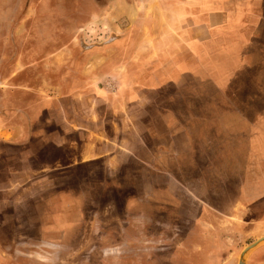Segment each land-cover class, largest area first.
Masks as SVG:
<instances>
[{"label":"rangeland","instance_id":"rangeland-1","mask_svg":"<svg viewBox=\"0 0 264 264\" xmlns=\"http://www.w3.org/2000/svg\"><path fill=\"white\" fill-rule=\"evenodd\" d=\"M64 1L50 0L43 5L42 0H1L0 102L4 98L9 103L14 90L31 93L40 99L58 97V72H53L48 66L71 64L75 61L74 52L83 53L107 45L112 37L129 29L135 20L146 23L159 34L162 31V28L155 26L158 22L156 18H127L121 6L103 9L102 18L99 19L78 18L79 11L83 15L88 14L89 6L81 2L79 9L76 0ZM42 16L49 18H40ZM159 20L158 27L162 25V20ZM261 27L262 30L256 31L254 37L256 40L261 39L262 52L253 58L243 57L238 67L246 70H237L236 83H233L237 90L224 88L221 94L218 90V73L198 69L194 74L199 76V80L193 82L189 77V86L194 85L188 87L185 84L180 93H174L180 98L178 96L174 101L173 107L169 104L163 106V112L172 109L185 126L180 128L181 131L190 136H163L162 145L175 140L176 150L183 152L187 138L196 148L202 146V143H210L200 149L206 155V158L200 156L198 160L200 168L179 170L183 176L190 175V180H174L176 183L172 185L170 182L173 180H157L156 184L152 180H143L142 183L141 180H29L28 184L27 180H0V264H100L106 254L105 249L98 246L101 238L106 237L111 230V239L116 246L124 242L122 229L127 225L124 201L127 194L139 196V193L166 194L171 191L178 194L180 208H174L170 215L171 209L166 206L167 213L173 218L166 215L164 209L161 216L154 218V215V221L145 234V242L158 249L155 252L152 250L155 253L152 259H157L159 264H166L177 248L184 246L188 237L198 240V230L204 229L202 234L211 240L212 250L216 251L214 257L212 254L210 256L215 264H238L243 250L264 237V56L261 55L264 53V26ZM249 33L252 37L253 31L249 30ZM241 44L239 42V46ZM257 44L254 40L252 48H256ZM61 49H66V56H54ZM107 55H100L95 64L104 65ZM246 63L252 67H246ZM231 74L234 73L231 71L219 76H223L225 81L233 78ZM207 78H211L210 86L205 89L196 86L201 79ZM117 82L115 86H120ZM236 95L243 101L238 110L228 104V99H222L226 103L221 104V99H218V96ZM194 96L213 97L212 104L189 105L194 101ZM254 96L255 104H251ZM62 107L68 110L67 117L73 121L74 105L66 103ZM117 107L118 110L123 108L121 105ZM82 111L84 117L89 116V112ZM110 115L114 116L111 109L107 111L105 106L99 105L100 121H85L82 124L88 129L93 127L100 134L106 127L104 117ZM50 116L52 120L55 118L57 124L59 111H51ZM240 116L243 124L237 123ZM186 120L188 123L185 124ZM25 123L28 124V121ZM35 125L34 131L43 129V123L37 122ZM8 128L12 127H1L0 136L6 142H17L16 137L7 134ZM226 129L231 132L228 130L229 133H226ZM235 133L240 135L236 136ZM43 139L32 138L30 145L34 147H29L27 154L28 161L32 157L35 159L36 176L40 173L37 167L39 157L43 156L52 166L57 167L54 164L57 149H54L52 142L58 141L59 137H46V140L50 139L48 144ZM72 139L66 143L67 146L70 144L67 147L69 152L66 154V164L76 168L67 171H62V168L52 169L46 176L63 177L64 172H67L69 177L77 174L85 178L91 169L88 166L80 169L75 164L82 157L90 158L105 152L101 149L100 137L82 136L79 143ZM91 142L98 145L94 154L89 147ZM48 146H51L50 151L46 149ZM240 146L244 147V151L238 154L227 153ZM27 149H24L25 152ZM83 150L85 153L82 156ZM19 152L22 151L19 149L17 154L12 155L25 157V153H20V156ZM195 159H198L197 156ZM237 161H241L245 167H251H235ZM18 171L19 176L26 172L21 167ZM164 196L172 197L171 193ZM140 203L129 201V207L139 206ZM204 208L214 215L211 218L203 217ZM218 218L221 219L220 223L216 221ZM94 245L98 247L92 250L91 246ZM195 250L201 252L199 246ZM255 252L249 255L247 264H264V254L252 259ZM117 253L112 257L118 258Z\"/></svg>","mask_w":264,"mask_h":264},{"label":"crops","instance_id":"crops-1","mask_svg":"<svg viewBox=\"0 0 264 264\" xmlns=\"http://www.w3.org/2000/svg\"><path fill=\"white\" fill-rule=\"evenodd\" d=\"M47 1L49 3L50 0H42L43 5L48 4ZM81 2L89 6L90 10L88 14L84 13L85 15L79 11L78 18L99 19L102 18L103 9L121 6L123 15L127 18H156L157 24L161 19L162 25L155 26L162 28V31L159 34L152 31L146 23L135 20L131 22L129 29L112 37L107 45L97 49L91 48L83 53L74 52L75 61L71 64L62 67L48 66L53 72H58V97L40 99L31 93L14 90L9 103L2 98L0 128L11 126L6 132L16 137L17 142H6L0 136V180H27L26 184L29 180H141V183L143 180H152L155 184L157 180H173L171 185L178 180H190V175L183 176L182 173L179 174V170L200 168V156L206 158L205 152L200 149L210 143H202V146L196 148L187 138L183 152L176 150L175 140H171L168 145H162L163 136H190L189 133L181 131L180 128L184 124L178 120L172 109L163 112V106L169 104L173 107L179 96L174 93H180L185 84L188 87L194 85L189 86V77L193 82L199 80V76L194 74L198 69L218 73V90L221 94L224 93V88L237 90V86H233V83H236L237 70H246L238 67L241 66L243 57L253 58L258 52H262V41L260 38L256 40L254 33L262 30L261 26H264V0H76L79 9ZM1 6L0 0V18ZM249 30L253 31L252 37L249 36ZM254 40L258 42L256 48H252ZM239 42H242L241 46ZM212 46H215L213 50ZM65 50L61 49L54 56L65 57ZM254 50L257 51L254 53ZM104 53L108 54L106 63L95 64ZM261 55L264 56V53ZM152 57L154 59L149 61ZM226 66H229L228 69ZM246 67L252 66L246 63ZM231 71L234 74H231L233 78H228L229 80L224 81V77L219 76ZM210 80L211 78L201 79L196 86L205 89L210 86ZM115 82L120 86H115ZM148 94L154 96L149 97ZM218 97L221 99L220 104L226 103L222 99H228V104L234 106L235 110L243 103L237 95ZM255 98L256 96L252 97L251 104H255ZM192 99L194 101L189 105L209 106L213 97L194 96ZM66 103L74 105L73 121L67 117L68 110L62 107ZM57 105H60L59 109H56ZM99 105L105 106L107 111L111 109L114 116L104 117L106 127L103 133L97 134L93 127L88 129L82 122L100 121ZM120 105L122 110H118L117 106ZM187 109L190 112L189 108ZM57 110L59 118H56V124L55 118L52 120L50 115L51 111L56 113ZM82 110L89 112V116L84 117ZM241 116L240 120H236L237 123L243 124ZM192 117L195 118L193 114ZM27 121L28 124L25 123ZM37 122L43 123V129L38 132L34 131ZM18 125L19 128L14 129ZM228 130L230 131L226 129L225 132L229 133ZM51 135L59 137L58 141L49 143L57 149L54 161L57 167L52 166L43 156L39 157L37 167L40 173L36 176L35 159L32 157V160L28 161L27 158L29 147H34L30 145L31 139L41 137L48 144L50 139L48 141L45 138ZM82 136L102 138L100 148L105 151L95 155L98 145L91 142L89 147L94 155L90 158L82 157V160L75 164L80 169L88 166L91 169L90 174L85 178L78 177L77 174H71L69 177L67 172H64L63 177L46 176L52 169L62 168V171H67L66 169L76 168L66 164L70 145L67 146L66 143L73 141L72 138L79 143ZM48 148L46 149L50 151L51 146ZM243 148L240 146L237 150L230 149L227 153L238 154L244 151ZM19 149L22 151L19 155L25 153V157L12 155L17 154ZM24 149H27L26 152ZM33 150L35 151L34 148ZM84 153L83 150L82 156ZM237 163L235 167L240 169L251 167H245L241 161ZM20 167L26 170L22 176L18 175ZM170 193L172 197L164 196ZM178 197V194L172 191L166 194L139 193V196L127 194L124 198L127 225L122 227L124 242L116 246L111 239L112 231L108 230V235L101 238L98 245L106 251L100 264H159L157 259H152L157 247H150V244L145 242V234L154 218L161 216L164 209L166 215H172L174 208H180ZM132 200L141 203L139 206L129 207V201ZM166 206L171 209L169 214ZM170 215L169 217L173 218ZM211 215L214 214L204 208L202 216L211 218ZM216 221L220 223L221 219ZM203 231L204 229L198 230V240L188 237L184 246L177 248L174 257L166 261V264H215L210 256L212 254L214 257L216 251L212 250V242L202 234ZM98 246H91V249ZM196 246L201 248L200 253L195 250ZM263 249L264 247L258 248L252 259L260 258L264 254ZM117 251L118 258L112 257Z\"/></svg>","mask_w":264,"mask_h":264},{"label":"water","instance_id":"water-1","mask_svg":"<svg viewBox=\"0 0 264 264\" xmlns=\"http://www.w3.org/2000/svg\"><path fill=\"white\" fill-rule=\"evenodd\" d=\"M264 245V237L260 238L259 240L255 241L254 243L248 245L242 252L238 264H247V260L249 255L260 248V246Z\"/></svg>","mask_w":264,"mask_h":264}]
</instances>
